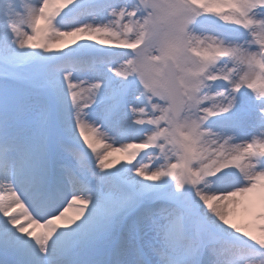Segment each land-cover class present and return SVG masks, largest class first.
Returning <instances> with one entry per match:
<instances>
[{"label": "snow or ice", "instance_id": "6c2138e0", "mask_svg": "<svg viewBox=\"0 0 264 264\" xmlns=\"http://www.w3.org/2000/svg\"><path fill=\"white\" fill-rule=\"evenodd\" d=\"M0 264H264V0H0Z\"/></svg>", "mask_w": 264, "mask_h": 264}]
</instances>
